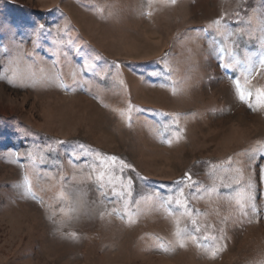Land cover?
<instances>
[{"label": "rangeland", "instance_id": "1", "mask_svg": "<svg viewBox=\"0 0 264 264\" xmlns=\"http://www.w3.org/2000/svg\"><path fill=\"white\" fill-rule=\"evenodd\" d=\"M259 89L264 0H0V264H264Z\"/></svg>", "mask_w": 264, "mask_h": 264}, {"label": "snow or ice", "instance_id": "2", "mask_svg": "<svg viewBox=\"0 0 264 264\" xmlns=\"http://www.w3.org/2000/svg\"><path fill=\"white\" fill-rule=\"evenodd\" d=\"M172 2L174 3L175 0H172ZM41 28L43 27V25L40 26ZM225 68H229L231 67V65L225 64L223 65ZM236 84V91H237V95L239 97V99L242 102H247L248 99L251 97L252 93L251 91H245L241 88L240 86V82L239 80L235 81ZM257 103H261L264 104V89H259L257 90ZM249 107H252L251 104H249ZM57 143L63 144L66 143L64 141H58ZM169 143H171V141H169ZM84 146L83 145H78L76 148L73 149V155L74 158H79V151L78 150H83ZM105 161L110 163L111 166H117V162H118V167L120 172L122 173L124 171V169L130 168L131 166L128 165L127 163H125L123 160H119V158L115 157V156H111V157H105ZM112 180H115L116 177L113 176L111 178ZM99 181H103L104 180V173H101L100 176L98 177ZM109 183H111V180L109 181ZM176 183L178 184H183L186 187H188L191 190V194H196L198 195L201 191L199 183L193 181L192 179V175L190 173H185V179L181 180V181H177ZM132 185V180L131 178H128L127 180V186L128 188H131ZM104 185L101 184V187H103ZM123 182H121V187L123 188ZM222 186L223 183H222ZM23 188L25 189V195H32L33 198H35L34 194L31 192V185L30 183L27 181V179H25V183L23 185ZM115 195H118L120 198H123L125 193L123 191H121L120 193H114ZM127 195H131V192H128ZM184 198V199H181ZM187 198L184 197V191L183 188H181L179 190V197L176 196H169L165 203L167 204H171V203H175L177 206L183 208V212L181 213V215L184 216H189L191 217L192 212L189 211V207L187 205V203H185V200ZM251 197L248 198V200H250ZM247 205V201H245L243 198L237 199V206L238 208L243 212V214H247L246 211H244V209L246 208ZM125 207H127V203L125 204ZM253 210L255 209V206L252 205ZM177 223H179V221H177ZM191 225L193 226V229L196 232H200L201 229L197 226V221L196 220H191ZM177 237H181L183 235H189V233L187 232V230L185 229L183 232L178 228L177 229V233H176ZM205 239H210V237L205 236ZM181 247H183V243L180 244ZM220 249H216V251H214L212 254L215 255Z\"/></svg>", "mask_w": 264, "mask_h": 264}]
</instances>
